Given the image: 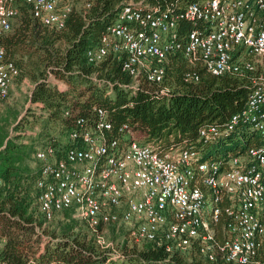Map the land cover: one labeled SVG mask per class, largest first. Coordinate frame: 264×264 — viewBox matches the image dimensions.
Masks as SVG:
<instances>
[{"label": "built area", "instance_id": "2783aa9c", "mask_svg": "<svg viewBox=\"0 0 264 264\" xmlns=\"http://www.w3.org/2000/svg\"><path fill=\"white\" fill-rule=\"evenodd\" d=\"M176 4L180 1L167 0L164 8L142 1L123 4L99 45L86 52L87 62L98 65L112 53L122 58V71L135 87L142 80L156 85L161 95L169 93L162 84L175 54L215 77L249 76L247 103L225 131L246 122L264 138V70L247 60L252 55L264 61V0H197L178 12L170 8ZM21 7L57 31L71 11L68 0H0V39L11 31ZM179 20L193 26L183 37ZM18 76L0 45V101L8 98ZM53 80L48 74L47 81L60 86ZM93 111L91 120L78 119L66 136H53L36 148L35 201L44 221L36 228L39 235L69 213L111 255L117 252L104 233L113 226L122 229L128 243H150L169 257L196 249L208 263L255 264L264 238V146L226 160H203L192 150L161 155L125 125L118 131L122 138L114 135L106 111ZM219 135L215 126L199 130L204 141ZM26 264H35L33 258Z\"/></svg>", "mask_w": 264, "mask_h": 264}, {"label": "trees", "instance_id": "16d2710c", "mask_svg": "<svg viewBox=\"0 0 264 264\" xmlns=\"http://www.w3.org/2000/svg\"><path fill=\"white\" fill-rule=\"evenodd\" d=\"M75 1L82 5L76 9L68 0L71 11L63 29L44 27L21 7L14 27L13 22L11 31L0 39L7 59L19 70L18 77L27 75L34 83L29 102L42 113L36 117L29 113L30 117L16 121L13 131L17 134L13 136L7 130V119L0 123V240L4 242L0 261L26 264L32 257L35 264H222L206 262L196 249L188 255L169 257L150 243H141L143 247L138 248L125 238L115 250L117 254L111 255L101 251L84 224L69 213H64L59 222L60 233H48V225L43 229L46 244L44 235L37 233L36 228L44 224L35 201L38 167L33 155L38 146L29 137L25 142L20 132L39 121L43 134L48 132L44 138L53 137V129L62 138L74 129L78 119L91 120L94 108H101L119 138L122 133L118 131L125 125L137 141L152 145L161 155L170 150H192L203 160H226L249 148L264 146V138L246 122L225 131L231 116L247 103L252 91L249 76L215 77L201 64L190 65L182 55L175 54L166 63L162 84L169 93L161 95L156 85L142 80L135 87L122 71V58L112 53L98 65L87 62L86 52L99 45L123 4L142 1L164 8L167 0ZM178 1L180 4L171 10L182 11L186 3L197 0ZM87 3L89 7L85 8ZM192 27L179 20L177 32L183 37ZM17 55L36 57L35 71H23ZM48 74L63 87L47 81ZM208 126L217 127L220 135L204 141L199 130ZM260 218L264 224V202ZM254 263L264 264V238Z\"/></svg>", "mask_w": 264, "mask_h": 264}, {"label": "rangeland", "instance_id": "374dc122", "mask_svg": "<svg viewBox=\"0 0 264 264\" xmlns=\"http://www.w3.org/2000/svg\"><path fill=\"white\" fill-rule=\"evenodd\" d=\"M70 4H72L76 9H80L81 7V1H75L70 0ZM15 25V22L13 24V27ZM247 60H251L257 69V71L262 72L264 70V61L253 57L252 55H249L247 57ZM16 61H20L23 66V71H35V64H36V57H27V56H16ZM59 85V84H58ZM60 86L62 87V84L60 83ZM34 87V83L32 80L26 75H21L20 77L16 78L10 88L9 96L6 100L0 101V123L3 121V119H7V130L10 133L11 136L14 134H17L13 131V127L15 126L16 121L23 120L25 117H30L29 113H33V117L41 115V111L37 108V105L31 104L29 102V96L30 92ZM33 119V118H29ZM32 121V120H30ZM32 127H27L24 130H22L20 133L23 137H25L24 141L28 142L29 138H32L35 141V146L43 145L45 144L49 138H44V136L47 135L48 132L43 134L42 130V123L39 121L36 124L31 125ZM50 135L56 136L57 138H60L59 132L57 130H52ZM49 132V133H50ZM51 137V136H50ZM27 138V139H26ZM64 214L59 215L54 222L50 223L46 231L50 233L51 231H55V233H60V227H58L59 222H61L64 219ZM43 243L47 241V237L43 232ZM105 239L111 243L114 246V249L116 250L119 248L124 239H123V232L122 229H117L113 226L108 227L105 230ZM46 244V243H45ZM130 245L132 243H129ZM138 248L143 247L142 244H137Z\"/></svg>", "mask_w": 264, "mask_h": 264}, {"label": "crops", "instance_id": "0c3cea01", "mask_svg": "<svg viewBox=\"0 0 264 264\" xmlns=\"http://www.w3.org/2000/svg\"><path fill=\"white\" fill-rule=\"evenodd\" d=\"M59 87H61V86H59ZM63 87V86H62Z\"/></svg>", "mask_w": 264, "mask_h": 264}]
</instances>
